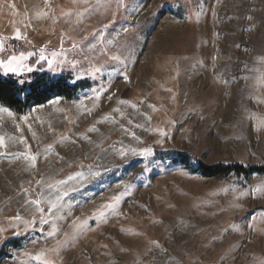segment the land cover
Wrapping results in <instances>:
<instances>
[{
	"label": "rangeland",
	"instance_id": "rangeland-1",
	"mask_svg": "<svg viewBox=\"0 0 264 264\" xmlns=\"http://www.w3.org/2000/svg\"><path fill=\"white\" fill-rule=\"evenodd\" d=\"M1 43L89 86L0 106V264H264V174L152 156L264 165V0H0Z\"/></svg>",
	"mask_w": 264,
	"mask_h": 264
},
{
	"label": "trees",
	"instance_id": "trees-1",
	"mask_svg": "<svg viewBox=\"0 0 264 264\" xmlns=\"http://www.w3.org/2000/svg\"><path fill=\"white\" fill-rule=\"evenodd\" d=\"M39 72L27 77H14L0 75V106L6 107L23 114L31 106L42 105L53 96L64 97L67 100L74 99L81 91L89 86L88 82L70 84L66 79H53L46 70L45 63L39 66ZM152 156L157 160H171L193 173L205 178L225 177L229 174L247 176L249 174H264V165H239L217 164L207 166L192 156L178 151H153ZM18 244L16 240L9 242Z\"/></svg>",
	"mask_w": 264,
	"mask_h": 264
},
{
	"label": "snow or ice",
	"instance_id": "snow-or-ice-1",
	"mask_svg": "<svg viewBox=\"0 0 264 264\" xmlns=\"http://www.w3.org/2000/svg\"><path fill=\"white\" fill-rule=\"evenodd\" d=\"M16 38L19 39L20 38V35L19 33L17 32V35H16ZM0 48H2V45H0ZM29 55H31V53H29ZM53 55H55V53H53ZM41 59H44V55H43V49H41ZM19 60H23L24 59V56L23 54H21V56L19 58H17L16 56H12L9 58V60L7 61V63H3V62H0V67H3L4 69V72L7 74L8 72H12V73H17V67L14 66V62H17ZM49 65L52 64V61L49 60L48 61ZM33 69L31 67L28 68V71L31 72ZM96 71H99V69H96ZM0 111H8L7 109H0ZM9 115H11V112H9ZM3 145V138L0 137V146ZM148 152H150L151 150L148 149L147 150ZM30 159L32 160H35V157H30ZM60 183V182H58ZM114 199H117V198H114ZM31 203H35V204H39V201H32ZM105 207H112V205H106ZM56 208V205L53 203L51 204V207L49 208V212L52 211V209ZM17 220L20 219V217H16ZM43 219L41 220V223H43ZM27 223V222H26ZM53 233H49V235H52ZM38 259V257H37Z\"/></svg>",
	"mask_w": 264,
	"mask_h": 264
},
{
	"label": "water",
	"instance_id": "water-1",
	"mask_svg": "<svg viewBox=\"0 0 264 264\" xmlns=\"http://www.w3.org/2000/svg\"><path fill=\"white\" fill-rule=\"evenodd\" d=\"M2 47H3V43H1Z\"/></svg>",
	"mask_w": 264,
	"mask_h": 264
}]
</instances>
